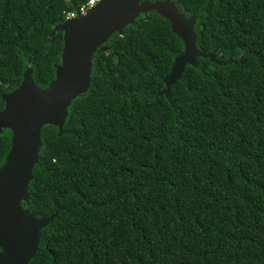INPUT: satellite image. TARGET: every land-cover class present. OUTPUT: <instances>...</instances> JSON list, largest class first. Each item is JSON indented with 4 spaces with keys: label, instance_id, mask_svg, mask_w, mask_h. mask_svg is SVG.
<instances>
[{
    "label": "trees",
    "instance_id": "1",
    "mask_svg": "<svg viewBox=\"0 0 264 264\" xmlns=\"http://www.w3.org/2000/svg\"><path fill=\"white\" fill-rule=\"evenodd\" d=\"M81 1L0 0V110L25 73L54 79L51 31ZM169 1L193 64L166 88L184 42L138 11L91 53L61 127L39 128L20 204L45 222L27 264H264V0Z\"/></svg>",
    "mask_w": 264,
    "mask_h": 264
},
{
    "label": "water",
    "instance_id": "2",
    "mask_svg": "<svg viewBox=\"0 0 264 264\" xmlns=\"http://www.w3.org/2000/svg\"><path fill=\"white\" fill-rule=\"evenodd\" d=\"M147 9L166 17L171 31L184 42V53L174 58L172 73L163 78L167 88L183 64H193L195 56L201 54L194 46L188 20L169 0H100L85 14L54 26L51 33L62 31V50L54 79L46 88L36 86L25 73L14 89L1 95L4 107L0 110V130L9 128L11 136L10 149L0 167V264H27L45 222L20 204L26 200V187L40 146L39 128L44 124L61 127L69 101L89 86L91 53L113 31L119 33L138 11Z\"/></svg>",
    "mask_w": 264,
    "mask_h": 264
},
{
    "label": "built area",
    "instance_id": "3",
    "mask_svg": "<svg viewBox=\"0 0 264 264\" xmlns=\"http://www.w3.org/2000/svg\"><path fill=\"white\" fill-rule=\"evenodd\" d=\"M100 0H82L77 9L71 10L66 12L65 18H72L79 15L85 14L88 10H90L93 6H95L96 3H98Z\"/></svg>",
    "mask_w": 264,
    "mask_h": 264
},
{
    "label": "rangeland",
    "instance_id": "4",
    "mask_svg": "<svg viewBox=\"0 0 264 264\" xmlns=\"http://www.w3.org/2000/svg\"><path fill=\"white\" fill-rule=\"evenodd\" d=\"M90 10H92V8H91ZM163 81H164V80H163Z\"/></svg>",
    "mask_w": 264,
    "mask_h": 264
}]
</instances>
